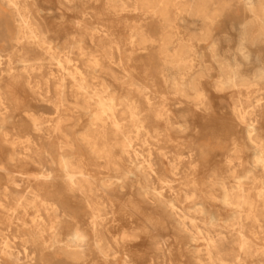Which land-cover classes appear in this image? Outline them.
<instances>
[{
    "label": "bare ground",
    "instance_id": "bare-ground-1",
    "mask_svg": "<svg viewBox=\"0 0 264 264\" xmlns=\"http://www.w3.org/2000/svg\"><path fill=\"white\" fill-rule=\"evenodd\" d=\"M50 1L0 0V264H264V0H236V53L231 0H79L100 8L62 38ZM122 11L159 25L129 26L121 88Z\"/></svg>",
    "mask_w": 264,
    "mask_h": 264
},
{
    "label": "rangeland",
    "instance_id": "rangeland-1",
    "mask_svg": "<svg viewBox=\"0 0 264 264\" xmlns=\"http://www.w3.org/2000/svg\"><path fill=\"white\" fill-rule=\"evenodd\" d=\"M75 1V2H74ZM55 0V2H47L45 3V7L48 8V11L52 14H57L58 17H60L59 19V23H61V26H63L61 29H58L59 33L57 34L59 37H63L64 36V26H66V30H74L76 28V26L78 25V21L81 20L84 17H92L95 18L96 16L94 15L93 17V13L96 12L97 9H99L100 7L96 5L95 2H86L85 4L82 2H79V0ZM76 5H75V4ZM79 6H78V4ZM83 12H88V14H85ZM123 13H121L120 15H117V17L119 18L118 21L116 22H112V24H108L106 27H104L105 29H107V32H112L115 33L114 37L117 41L121 42V48L118 49L117 47H113V52H114V63H109L108 61H105V66L108 68L110 66V70L112 73H114L115 75L119 76L121 79L119 80L118 86L117 87H121V82L122 80L125 81H129L130 78L132 79H142L144 78V69H143V62L140 60L141 55L145 54L147 50H143L141 48H139L138 46H132V44L130 43V33L131 30L129 29V26L131 25H135V24H144L145 25V30L150 33V34H157V28L159 25V21L156 19L151 20V18L146 19V20H141V17L139 15H137V13H134L132 11H122ZM243 14V10L241 8V6L237 3L236 0H231V6H230V11H228V13L223 16L221 18V21L215 23L214 25V31L217 33H220L223 36H229L231 38H234V41H232L231 43L234 42V48H230V51L234 50V53H236V40H237V36L240 30V22L243 21V19L245 18V16H241ZM245 15V14H244ZM188 20L191 21V19L189 18ZM108 23V22H107ZM234 23V24H233ZM98 25L96 22L92 23V25ZM110 25V26H109ZM99 28L100 24L97 26ZM179 31L181 33H185L187 30L184 26L181 25V27H179ZM56 41L60 42L62 41V39H56ZM84 46H88L86 43L83 44ZM89 50L92 49L94 50V46L92 47H88ZM252 50H257L256 54L258 56H260L261 58L264 59V45H258V47H251ZM55 49H58L57 47ZM73 50V63H79L80 65L82 64V60H81V56L78 54V48L77 46L72 48ZM226 50V49H224ZM130 51H135L134 57L133 59H129L127 56L129 54ZM75 52V53H74ZM96 54H99V56H102V52L101 50H98V52H96ZM119 56H121L122 58L120 59ZM155 66H158L160 61L157 60V58L155 59ZM256 66V64H246L245 66H243V68H252ZM153 74H154V70H152ZM106 77V75H105ZM38 78V76L35 77V79ZM96 81L98 79H95ZM212 81V80H211ZM20 88V87H18ZM74 88V87H73ZM53 91V90H52ZM53 97H55L56 95L51 94ZM216 101H219L218 99H228V94H218L216 95ZM69 100L71 101L73 99V97L69 96ZM215 97V96H214ZM172 101V100H171ZM142 104L145 105L146 102L143 99ZM217 103V102H216ZM37 115H41L42 117H51L53 115V109L51 108H42L40 109H36L34 111ZM213 119L210 120L211 124H219V126H221V129L223 130V132H230V130L233 129L234 124L231 121V119L229 118H224V119H220L218 117V113L214 112L213 113ZM192 121V120H191ZM79 127L77 126L76 129H78ZM191 127L188 124V129L186 130V132H190L191 131ZM185 134V133H184ZM189 146V144H184V145H178L177 148H179L178 150L180 152H184L185 153V157L188 158V151H187V147ZM189 148V147H188ZM101 171H106L105 168H101ZM85 210V208H84ZM175 263H178L177 260L175 261Z\"/></svg>",
    "mask_w": 264,
    "mask_h": 264
}]
</instances>
